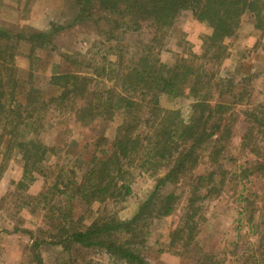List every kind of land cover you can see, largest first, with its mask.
I'll return each instance as SVG.
<instances>
[{
	"label": "rangeland",
	"instance_id": "rangeland-1",
	"mask_svg": "<svg viewBox=\"0 0 264 264\" xmlns=\"http://www.w3.org/2000/svg\"><path fill=\"white\" fill-rule=\"evenodd\" d=\"M77 11L71 0H0V25L13 33L63 27L51 32L52 43L37 49L34 55H30L27 43L19 45L15 62L20 76L18 100L24 99L30 84L44 99L58 95V87L50 83L57 73H79L112 85L115 76L109 63L116 62L119 55L124 67L135 62L134 55L142 50L140 43L146 36H123L118 32L110 39L107 22H96L94 15L76 23ZM206 31L204 23L184 11L167 31L157 58L167 66L181 58L200 64ZM225 45L220 60L211 55L205 58L208 75L214 74L224 82L217 87V81H213L202 96L211 103L231 106L225 117L231 121L232 132L221 144L225 149L219 160L226 180L218 197L200 202L205 220L187 247L182 241L172 244V232L183 224L193 182L190 176L215 167L210 162L211 148L199 150L198 165L188 177L162 188L164 195L172 191L177 195L173 213L146 219L139 239L132 244L149 264H264V30L256 27L253 13L241 17L236 34ZM191 82L183 87L181 96L161 100L164 108L179 110L183 121L189 119L197 99L189 95ZM229 83L230 91H226ZM44 110L42 119L29 121L26 127L33 140L52 146L54 151L48 152L39 171L33 173L35 180L27 187L18 185L24 171L21 152L15 148L4 159L5 144H0V264H35L36 252L48 264H124L98 247L74 244L69 252H61L51 244L59 239L61 223L66 222L68 229L81 228L96 218L98 203L87 204L79 197L68 201L60 191L65 184L73 187V182L81 179L83 165L94 154L101 155L99 150L107 145L96 147L94 142L100 136L112 141L122 115L117 113L111 119L83 126L72 113H61L53 104ZM249 130L252 134L247 141L244 136ZM137 164L136 159L124 164L126 174L122 180L131 186L125 202L109 203L104 208L122 220L136 213L164 174L163 169L154 172ZM216 180L220 181L218 176ZM42 241L38 248L33 247V242Z\"/></svg>",
	"mask_w": 264,
	"mask_h": 264
},
{
	"label": "trees",
	"instance_id": "trees-1",
	"mask_svg": "<svg viewBox=\"0 0 264 264\" xmlns=\"http://www.w3.org/2000/svg\"><path fill=\"white\" fill-rule=\"evenodd\" d=\"M71 1L78 8L74 22H83L95 15L96 22H107L110 39L116 38L118 32L131 37L144 35L147 38L140 43L142 50L135 53V62L127 67L119 60L122 55L116 62L109 63L115 76L112 85L106 80L79 73H57L51 76L50 83L58 87V95L44 99L38 88L30 84L25 88L24 99L18 100L20 76L15 62L19 45L27 43L30 55H34L37 49L52 43L51 32L63 27L53 25L48 32L13 33L0 25V144H5L3 157H10L15 148L21 152L24 171L18 185L27 187L35 180L33 173L39 171L42 160L54 150L52 146L33 140L26 123L42 119V112L49 104L56 106L61 113H72L83 126L121 114L122 122L116 128L113 140L109 141L105 136L97 138L96 147L102 144L107 147L99 150L100 156L94 154L83 165L81 179L73 182V187L65 184V189L60 191L68 201L79 197L87 204L98 203L96 218L81 228L68 229L66 222L61 223L59 239L51 244L61 252H69L74 244L98 247L124 264H149L132 244L139 239L146 219L173 213L177 195L175 191L164 195L162 188L167 184H179L188 177L198 165L200 149L211 148L210 162L215 167L190 176L189 180L193 182L182 215L183 224L172 232L171 243L182 241L185 247L189 246L205 220L200 202L221 194L226 178L225 172L220 170L219 160L225 149L221 144L232 132L231 121L225 117L231 106L223 102L211 103L202 96L213 81H217V87L224 82L216 79L214 74L208 75L205 58L211 55L212 59H221L226 40L236 34L241 17L247 12L256 16V27L264 30V4L262 0ZM184 11H190L207 28L201 54L204 59L196 64L181 58L174 65L167 66L157 58L158 48ZM190 79L189 95L197 99L189 119L183 121L179 110L164 108L161 100L181 96ZM231 85L226 86L229 89L226 91H230ZM251 134L250 130L245 134L247 141ZM134 159L139 167L154 172L163 169L164 174L157 179L153 191L141 202L136 213L122 220L104 208L109 203L125 202L130 195L131 186L122 179L126 174L124 164L126 161L130 164ZM43 242H33V247L38 248ZM35 264L48 263L41 253L36 252Z\"/></svg>",
	"mask_w": 264,
	"mask_h": 264
},
{
	"label": "crops",
	"instance_id": "crops-1",
	"mask_svg": "<svg viewBox=\"0 0 264 264\" xmlns=\"http://www.w3.org/2000/svg\"><path fill=\"white\" fill-rule=\"evenodd\" d=\"M4 250V246L1 248V251H3Z\"/></svg>",
	"mask_w": 264,
	"mask_h": 264
}]
</instances>
